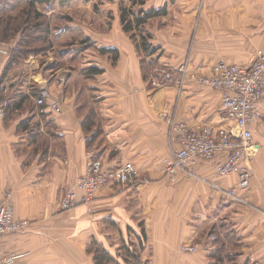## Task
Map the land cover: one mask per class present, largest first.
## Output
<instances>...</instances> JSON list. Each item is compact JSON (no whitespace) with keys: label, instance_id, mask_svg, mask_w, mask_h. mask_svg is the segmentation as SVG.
I'll return each instance as SVG.
<instances>
[{"label":"crops","instance_id":"0c3cea01","mask_svg":"<svg viewBox=\"0 0 264 264\" xmlns=\"http://www.w3.org/2000/svg\"><path fill=\"white\" fill-rule=\"evenodd\" d=\"M121 2L131 4L51 0L45 13L68 20L59 28L93 43L79 55L51 47L19 59L1 78L15 41L0 42V104L7 103L0 116V196L16 218L30 221L23 233L2 237L0 252L15 251L21 264H95L87 250L92 242L112 256L131 242L138 264H264V120L251 127L252 177L245 189L234 174L216 177L212 163L192 166L206 182L184 172L172 182L161 165L170 143L163 113L189 126L232 127L220 118L219 90L188 76L179 84L175 69L185 63L209 73L218 63H251L264 50V0H144L138 8L166 7L142 27L158 48L152 54L158 65L173 71L164 87L146 80L142 56L120 24ZM90 66L102 71L85 80L81 72ZM43 88L61 112L36 104ZM89 155L106 168L131 162L145 182L106 185L88 205L61 211L62 191L84 174ZM211 183L234 188L241 200L224 203ZM184 243L198 251L182 252Z\"/></svg>","mask_w":264,"mask_h":264},{"label":"built area","instance_id":"2783aa9c","mask_svg":"<svg viewBox=\"0 0 264 264\" xmlns=\"http://www.w3.org/2000/svg\"><path fill=\"white\" fill-rule=\"evenodd\" d=\"M153 56V55H152ZM167 66L157 65L152 70L153 87H164L172 81ZM181 75L179 84L185 76L194 82L217 89L220 92V118L232 125L231 128L214 124L189 126L163 113L168 125L170 139L169 153L161 159L164 176L174 182L179 172L188 177L206 182L197 175L192 166L202 161L212 163L216 177L236 175L238 188L245 189L252 177L251 161L253 159V133L251 127L264 120L262 102L264 97V50H256L253 61L242 64H215L209 73L189 69L181 64L176 69ZM48 89H41L36 97L40 108H49L61 112L56 100H50ZM7 103L0 104V116L4 117ZM138 169L131 162H124L114 168H106L100 159L89 155L85 163V172L73 184L65 187L59 198V209L70 211L77 205H88L95 193L106 185H137L145 182L140 179ZM209 182V181H208ZM210 183V182H209ZM223 198V202L240 201L234 188L222 189L211 183ZM30 225L28 219L16 218L13 207L0 196V241L8 234L23 233ZM213 242L215 237L209 236ZM182 252L195 253L194 244H182ZM0 264H21L19 255L11 250L0 252Z\"/></svg>","mask_w":264,"mask_h":264},{"label":"trees","instance_id":"16d2710c","mask_svg":"<svg viewBox=\"0 0 264 264\" xmlns=\"http://www.w3.org/2000/svg\"><path fill=\"white\" fill-rule=\"evenodd\" d=\"M50 2L51 0H0V42L15 41L1 78L5 76L6 71L13 63L29 54H38L51 47H55L56 52L59 53L63 46L71 49L73 55H77L92 46L93 43L89 38L78 36L71 29L59 28V25L65 23L67 18L61 15H47L45 11L50 9ZM130 3L129 5L123 2L120 4V24L122 30L132 38L139 50L142 56L141 63L144 76L146 80H150L153 68L158 65L156 56H152V54L156 53L158 48L150 47L147 43L149 36L144 33L142 27L149 19L164 14L166 7L143 10L138 6L140 7L144 0H130ZM58 18L60 19L58 20ZM75 44H84V47L75 51L73 47ZM107 52L108 50H101V53ZM110 52L113 61H115L117 58L116 51ZM145 63L147 64L146 67ZM101 71L99 68L90 66L81 74L86 80L88 76ZM86 102L89 103L88 100ZM138 244L142 246V240L139 239ZM87 250L92 253L95 264H138V248L136 244L131 242L119 247L116 256H112L108 250L96 242H92ZM120 255H123V263L118 259Z\"/></svg>","mask_w":264,"mask_h":264},{"label":"rangeland","instance_id":"374dc122","mask_svg":"<svg viewBox=\"0 0 264 264\" xmlns=\"http://www.w3.org/2000/svg\"><path fill=\"white\" fill-rule=\"evenodd\" d=\"M150 77H151V76H150ZM151 81H152V79L148 80V83L150 84V86H152Z\"/></svg>","mask_w":264,"mask_h":264}]
</instances>
